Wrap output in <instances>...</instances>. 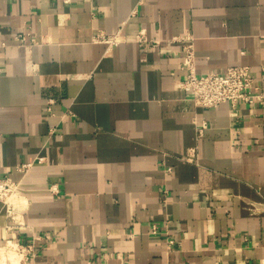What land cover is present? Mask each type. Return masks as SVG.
Wrapping results in <instances>:
<instances>
[{
    "label": "crops",
    "instance_id": "1",
    "mask_svg": "<svg viewBox=\"0 0 264 264\" xmlns=\"http://www.w3.org/2000/svg\"><path fill=\"white\" fill-rule=\"evenodd\" d=\"M187 35L199 75L246 66L264 90V0H0V179L20 193L1 250L41 235L29 264H264V105L196 107Z\"/></svg>",
    "mask_w": 264,
    "mask_h": 264
},
{
    "label": "built area",
    "instance_id": "2",
    "mask_svg": "<svg viewBox=\"0 0 264 264\" xmlns=\"http://www.w3.org/2000/svg\"><path fill=\"white\" fill-rule=\"evenodd\" d=\"M18 41L25 42L27 35L20 34L17 37ZM97 40L107 43H116L113 38L100 36ZM139 42L147 43L151 46H159L161 41H148L142 35L139 37ZM192 36L187 35L184 37L175 38L172 42L184 43L183 46V69L185 77L178 82L177 88L179 90L190 93L193 103L196 107L202 109L216 108L221 104L229 103L233 108V115L237 116L238 105L245 104H259L264 105V90L257 84L254 75L249 67L237 66L230 67L225 74H206L199 75L196 71V57L195 48L192 41ZM34 42V40H32ZM3 47L6 45L3 44ZM208 129V123H197L196 130L198 136L204 135ZM195 158V155L190 159ZM39 163L43 162V159H38ZM33 165V163L22 165L18 168L19 172H26ZM17 195L19 197V184L10 178L0 179V201L3 202L6 210V215L13 222L14 226L19 225L17 222V207L11 204L9 199L11 196ZM253 212H256L254 206ZM152 235H162L158 225H153L151 228ZM50 236H36L30 243L12 242L9 241L8 248L14 250L20 257V264H29L38 255V242L45 239H50ZM175 245L174 240H168V249H172ZM91 264V263H89Z\"/></svg>",
    "mask_w": 264,
    "mask_h": 264
},
{
    "label": "bare ground",
    "instance_id": "3",
    "mask_svg": "<svg viewBox=\"0 0 264 264\" xmlns=\"http://www.w3.org/2000/svg\"><path fill=\"white\" fill-rule=\"evenodd\" d=\"M0 257L2 264H18L20 262L19 255L12 249H0Z\"/></svg>",
    "mask_w": 264,
    "mask_h": 264
},
{
    "label": "rangeland",
    "instance_id": "4",
    "mask_svg": "<svg viewBox=\"0 0 264 264\" xmlns=\"http://www.w3.org/2000/svg\"><path fill=\"white\" fill-rule=\"evenodd\" d=\"M13 203H14V201H13ZM12 204V203H11ZM8 248V247H7ZM9 250H10V248H8Z\"/></svg>",
    "mask_w": 264,
    "mask_h": 264
}]
</instances>
